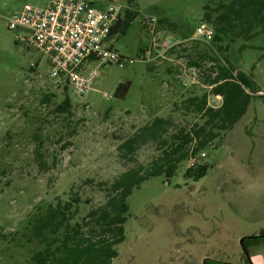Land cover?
<instances>
[{
    "label": "rangeland",
    "instance_id": "374dc122",
    "mask_svg": "<svg viewBox=\"0 0 264 264\" xmlns=\"http://www.w3.org/2000/svg\"><path fill=\"white\" fill-rule=\"evenodd\" d=\"M48 1L0 0V264H31L34 252L44 247L32 236L33 225L49 204L77 196L71 223L77 221L106 201L107 187L123 171L146 168L161 155L159 139L169 141L180 128L192 131L203 125L206 117L186 109L184 97L205 93V101L216 106L212 90L206 96L203 85L218 67H230L227 105L232 114L244 107L243 116L232 128L217 129L219 135L196 153L198 163L207 167L203 176L184 174L188 161L182 160L172 175L152 176L133 189L127 197L124 238L114 245L117 254L109 264H204V259L246 264L240 239L264 231V23L249 36L229 34L216 43L222 46L218 61L209 47L188 39L171 52L174 60L150 65L137 59L140 40L143 45L147 40L140 15L173 23L160 27L179 38L202 22L213 26L217 7L231 0H87L101 9L109 4L133 7L138 16L124 34L110 40L125 57L124 65L102 64L84 96L68 89L67 116L55 110L64 94L42 74L45 57L18 43L19 31L9 29L4 18L24 3L45 6ZM205 12L212 14L210 22ZM199 49L213 59H198ZM39 59L41 75L35 77L30 64ZM193 61L203 66L198 84H191L184 71ZM92 67L94 60L86 68ZM239 73L248 79L243 87L247 96L239 89ZM183 79L189 87L180 97L170 86ZM121 82L129 87L119 97L115 90ZM46 93L54 96L46 100ZM220 100L222 105L223 96ZM155 117L167 121L161 138L126 153L120 144ZM65 234L62 227L50 238L59 243Z\"/></svg>",
    "mask_w": 264,
    "mask_h": 264
},
{
    "label": "trees",
    "instance_id": "16d2710c",
    "mask_svg": "<svg viewBox=\"0 0 264 264\" xmlns=\"http://www.w3.org/2000/svg\"><path fill=\"white\" fill-rule=\"evenodd\" d=\"M218 13L213 16V27L215 29L214 43L224 40L229 34L233 37L242 35L249 36L252 29L264 23V0H231L221 3L217 9ZM216 9V10H217ZM215 10V11H216ZM136 11L126 9L124 16L118 21L110 33V37L122 35L131 25ZM212 14L205 12L204 19L211 20ZM161 24L173 26V23L159 20ZM210 22V21H209ZM190 36V35H189ZM188 37V36H184ZM231 38V37H230ZM222 50L221 45H217ZM209 49V48H208ZM197 58L201 59L207 56L211 58L208 50L199 49L196 51ZM190 64L198 65L193 61ZM211 69V68H210ZM212 70V69H211ZM230 67H218L215 77L207 79L209 84H215L212 87V93L222 94L223 103L217 108L206 107L205 93L201 95L190 93L184 99L186 109L193 108L196 113L206 117L203 125H196L192 131L180 128L171 135V140L159 139L158 149L161 155H158L151 164L143 168L141 165L123 171L107 187V199L96 208L87 211L75 222L71 221L77 215L78 207L73 208V202L79 203L80 199L75 196L66 201L58 200L55 205L49 204L46 211L42 213L38 221L33 225L32 236L38 240V243L44 244L42 249L36 250L31 258V264H109L112 257L116 256L114 245L121 242L124 238V222L126 213L129 210L127 197L134 188H138L144 180L165 173L172 175L182 160H189L196 156L213 138L218 134L217 129L226 130L243 116L244 107H240L237 114H232V107L229 104V96L226 91L231 90L226 85L229 79ZM239 80V89L245 96L249 95L243 87L247 88V77L243 74H237ZM63 91L64 98L56 106V112L70 115L71 100L67 92L70 87L67 83L56 85ZM129 83L121 82L118 84L115 95L122 97L128 90ZM71 90V89H70ZM54 93H46L44 98ZM246 107V102L244 103ZM166 119L155 117L151 123L139 128L131 137L125 139L120 147L125 149L126 153H133L147 140H156L165 133ZM192 140H196L194 145H190ZM197 153V154H196ZM196 154V155H195ZM207 170L205 164L196 163L194 166H187L184 174L194 176L196 179L203 176ZM64 227L66 234L59 243L57 238H50ZM261 236H246L244 246L247 240L259 241ZM208 259H204V264H210ZM215 264H232L229 262H220L211 260Z\"/></svg>",
    "mask_w": 264,
    "mask_h": 264
},
{
    "label": "built area",
    "instance_id": "2783aa9c",
    "mask_svg": "<svg viewBox=\"0 0 264 264\" xmlns=\"http://www.w3.org/2000/svg\"><path fill=\"white\" fill-rule=\"evenodd\" d=\"M126 9L136 11L134 19L138 16L135 8L119 4H109L101 9L87 0H49L45 6L24 3L4 18L9 29L19 31L15 35L18 43L36 49L45 57L46 69L42 74L55 85L67 83L75 95L84 96L92 88L102 64L114 62L123 66L126 62L110 43V33ZM138 24L147 36L137 56L144 63L155 65L169 59V54L188 39L209 47L217 61L221 56L213 41L215 29L210 23H200L186 38H173L165 33L159 19L152 15H140ZM90 60H94V67L87 69ZM39 62L40 59L30 64L35 77L41 75L37 70ZM202 67L193 64L184 69L191 84L199 83L197 76L203 72ZM216 73L210 76L213 78ZM214 85H203L208 88L206 96ZM213 95L221 101L222 96ZM198 158L197 155L190 157L188 165L194 166Z\"/></svg>",
    "mask_w": 264,
    "mask_h": 264
},
{
    "label": "crops",
    "instance_id": "0c3cea01",
    "mask_svg": "<svg viewBox=\"0 0 264 264\" xmlns=\"http://www.w3.org/2000/svg\"><path fill=\"white\" fill-rule=\"evenodd\" d=\"M181 38H184V37H182L181 36ZM186 38V37H185ZM141 45H143V41L142 40H140V44H139V48L141 49ZM138 48V49H139ZM174 52H177V51H174ZM170 55H175V54H169V59L168 60H174V59H172L171 57H173V56H170ZM155 65H157V64H155ZM183 77V76H182ZM182 77H181V80H182ZM185 79V78H184ZM184 79H183V81L181 82V83H179V85L177 86L176 84H174L173 86H170V89L171 90H174L175 92L177 91V90H179L180 91V93L178 94L180 97H181V95L183 94V92H185V89H187L189 86H187V88H186V85L184 84ZM168 91V90H167ZM173 91V92H174ZM169 92V91H168ZM172 92V91H171ZM218 94V93H217ZM190 95V93H188L187 94V96L186 97H188ZM218 95H220L221 96V94H218ZM184 99H185V97H184ZM222 102V100L221 101H219V100H216V103H217V105L216 106H214V105H211L208 101H206V107H212V108H217V107H219L220 106V103ZM250 259H251V263L252 264H264V250L261 248V247H258V246H252L251 248H250Z\"/></svg>",
    "mask_w": 264,
    "mask_h": 264
},
{
    "label": "flooded vegetation",
    "instance_id": "af4514ba",
    "mask_svg": "<svg viewBox=\"0 0 264 264\" xmlns=\"http://www.w3.org/2000/svg\"><path fill=\"white\" fill-rule=\"evenodd\" d=\"M251 236L253 238L256 237V236H261V237H260V240L259 241H252V244L250 246H246L245 247L246 248V251L248 253V256H249V257H247V255H246V264H252L251 263V259H250V249L249 248H251L252 245L258 246V247L264 246V231H260L258 234H254V235H251ZM244 239H245V237H244ZM242 244L245 245L244 244V241H243ZM229 263H231V262H229Z\"/></svg>",
    "mask_w": 264,
    "mask_h": 264
},
{
    "label": "water",
    "instance_id": "95a60500",
    "mask_svg": "<svg viewBox=\"0 0 264 264\" xmlns=\"http://www.w3.org/2000/svg\"><path fill=\"white\" fill-rule=\"evenodd\" d=\"M244 237H246V236H243V237L240 239L241 244L243 243ZM242 247H243V250H244L245 254L247 255V257H249V256H248V253H247V251H246V248H245V246H244L243 244H242Z\"/></svg>",
    "mask_w": 264,
    "mask_h": 264
}]
</instances>
